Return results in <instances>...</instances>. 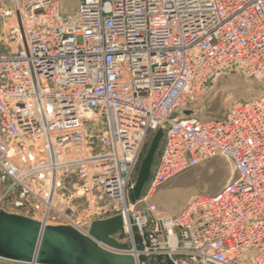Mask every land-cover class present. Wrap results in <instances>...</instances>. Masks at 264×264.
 Returning <instances> with one entry per match:
<instances>
[{
	"label": "built area",
	"instance_id": "2783aa9c",
	"mask_svg": "<svg viewBox=\"0 0 264 264\" xmlns=\"http://www.w3.org/2000/svg\"><path fill=\"white\" fill-rule=\"evenodd\" d=\"M3 1L19 23L0 48V210L83 235L120 215L129 248L119 250L135 264H264V96L220 119L190 107L231 66L264 76V0ZM158 129V158L131 203ZM216 156L234 170L219 191L174 214L149 203Z\"/></svg>",
	"mask_w": 264,
	"mask_h": 264
},
{
	"label": "water",
	"instance_id": "95a60500",
	"mask_svg": "<svg viewBox=\"0 0 264 264\" xmlns=\"http://www.w3.org/2000/svg\"><path fill=\"white\" fill-rule=\"evenodd\" d=\"M162 137L163 131L156 130L140 162L129 191L131 203L141 196ZM121 226V216L115 215L94 221L89 234L83 235L71 226L43 225L30 217L0 210V258L37 264H135L131 255L102 246L126 248L111 237Z\"/></svg>",
	"mask_w": 264,
	"mask_h": 264
},
{
	"label": "rangeland",
	"instance_id": "374dc122",
	"mask_svg": "<svg viewBox=\"0 0 264 264\" xmlns=\"http://www.w3.org/2000/svg\"><path fill=\"white\" fill-rule=\"evenodd\" d=\"M9 7L3 0H0L1 50L6 46L4 35L7 27L12 23L14 25L17 23V16L2 15V10L5 8L9 9ZM73 8L74 5L70 6L69 11L73 10ZM261 96H264V76L249 75L231 66L209 79L202 87V90L194 95L190 102V107L200 118L220 119L224 117L227 109L232 104ZM153 135L154 133L149 136L146 142L143 156L146 153ZM161 146L162 140L155 153L151 170L158 158ZM232 176H234V170L230 159L225 156H216L206 159L197 166L180 172L158 185L150 193L147 200L164 214H174L186 205L192 195L201 192L209 194L216 193ZM140 205L143 206V203ZM6 209L9 212H15L9 207ZM113 238L129 248V237L124 230L119 229ZM0 264L26 263L12 262V260L0 258Z\"/></svg>",
	"mask_w": 264,
	"mask_h": 264
},
{
	"label": "bare ground",
	"instance_id": "6f19581e",
	"mask_svg": "<svg viewBox=\"0 0 264 264\" xmlns=\"http://www.w3.org/2000/svg\"><path fill=\"white\" fill-rule=\"evenodd\" d=\"M9 9H3V12H2V15H4V16H7L8 15V11ZM17 23H19V20H17ZM13 24V23H12ZM162 140V139H161ZM118 231V230H117ZM116 231V232H117ZM114 235L115 234H113V235H111V237L113 236L114 237ZM112 237V238H113ZM103 246V248H105V249H107V250H110V251H112V252H115V253H120V254H127V255H131L132 256V254L131 253H127V252H120V250L119 249H114V248H111V247H108V246H106V245H102ZM133 257V256H132ZM134 258V257H133ZM4 259V258H3ZM8 260H10L11 261V259H8ZM134 260H135V258H134ZM13 261H16V260H12V262ZM17 262H21V261H17ZM24 263H26V262H24ZM31 264H37V263H35V262H32Z\"/></svg>",
	"mask_w": 264,
	"mask_h": 264
}]
</instances>
